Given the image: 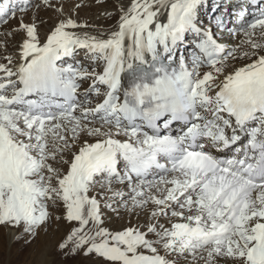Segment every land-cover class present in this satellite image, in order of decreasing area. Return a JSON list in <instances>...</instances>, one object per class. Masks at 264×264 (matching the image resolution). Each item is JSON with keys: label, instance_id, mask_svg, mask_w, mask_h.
Listing matches in <instances>:
<instances>
[{"label": "snow or ice", "instance_id": "obj_1", "mask_svg": "<svg viewBox=\"0 0 264 264\" xmlns=\"http://www.w3.org/2000/svg\"><path fill=\"white\" fill-rule=\"evenodd\" d=\"M108 4L0 0V229L63 264H264V0Z\"/></svg>", "mask_w": 264, "mask_h": 264}, {"label": "bare ground", "instance_id": "obj_2", "mask_svg": "<svg viewBox=\"0 0 264 264\" xmlns=\"http://www.w3.org/2000/svg\"><path fill=\"white\" fill-rule=\"evenodd\" d=\"M215 0H211L209 5H206L201 9L200 19L205 23H209L211 17L215 14L212 12V7ZM111 8V0L108 4ZM99 10L96 7L86 8L82 15L88 18H94L98 15ZM103 22V21H102ZM112 21L104 22L105 24ZM191 39V37H188ZM190 47V46H189ZM13 234L8 230L0 229V264H12L19 258L23 260V264H40V261L44 258L43 253L49 252L47 259L54 262V264H63L64 258L57 257L53 251H51V245L54 243V238H47L41 236L38 241L28 245L23 241H16L12 238ZM4 253V257H2Z\"/></svg>", "mask_w": 264, "mask_h": 264}, {"label": "rangeland", "instance_id": "obj_3", "mask_svg": "<svg viewBox=\"0 0 264 264\" xmlns=\"http://www.w3.org/2000/svg\"><path fill=\"white\" fill-rule=\"evenodd\" d=\"M210 1H211V0H208V4H207V5H209ZM3 254H4V253L1 254L2 257H4ZM12 264H23V260H21V259L19 258L18 260H16V261H15L14 263H12Z\"/></svg>", "mask_w": 264, "mask_h": 264}]
</instances>
